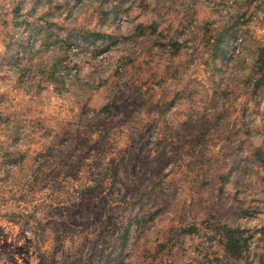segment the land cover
<instances>
[{
	"label": "rangeland",
	"instance_id": "obj_1",
	"mask_svg": "<svg viewBox=\"0 0 264 264\" xmlns=\"http://www.w3.org/2000/svg\"><path fill=\"white\" fill-rule=\"evenodd\" d=\"M0 264H264V0H0Z\"/></svg>",
	"mask_w": 264,
	"mask_h": 264
},
{
	"label": "trees",
	"instance_id": "obj_2",
	"mask_svg": "<svg viewBox=\"0 0 264 264\" xmlns=\"http://www.w3.org/2000/svg\"><path fill=\"white\" fill-rule=\"evenodd\" d=\"M91 36H93L94 39H95V38H96V39H100V38L107 37L105 34H103V33H97V32L92 33Z\"/></svg>",
	"mask_w": 264,
	"mask_h": 264
}]
</instances>
